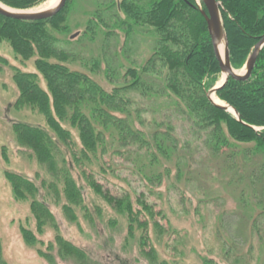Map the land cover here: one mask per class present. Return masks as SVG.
<instances>
[{"label":"rangeland","instance_id":"rangeland-1","mask_svg":"<svg viewBox=\"0 0 264 264\" xmlns=\"http://www.w3.org/2000/svg\"><path fill=\"white\" fill-rule=\"evenodd\" d=\"M93 9L92 0H70L67 31L61 33L49 25L47 29L55 37L69 40L67 47L81 53L84 61L66 63L71 70L84 72L110 91L130 80L124 75L128 67L138 68L150 57L153 34L140 29L126 41L124 34L114 29L105 40L104 50L101 36L91 42L82 34ZM93 57L98 63L94 70L90 64ZM36 58L35 54L22 61L6 41H0V247L7 264H264V175L252 185L244 178L238 182L226 168L225 158L210 152L204 143L205 133L192 122L179 100L163 90L159 79L155 92L128 93L133 111L130 119L149 139L156 131H168L174 148L167 155L162 157L155 151L154 163L142 162L126 148H119L114 133L103 129L104 142L89 154L90 161L79 157L75 161L72 152L79 156L81 145L75 130L64 123L73 144L68 149L59 143L60 172L54 176L38 162L31 149L17 142L13 129L15 123H26L53 135L36 110L16 106L19 91L13 68L35 73L37 83L46 90L34 66ZM236 70L241 73L244 67ZM220 77L221 73L214 85ZM228 139L239 152L234 160L239 174L243 176L263 163L262 154H251L252 160L247 154L245 161L240 156L242 150H252L254 142ZM64 169L81 189L82 203L73 206L75 219L62 208L66 203L62 193ZM84 171L111 194L128 196L138 219L147 224L144 246L140 244L143 231L135 225L129 234L126 215L115 211L89 187ZM7 172L26 177L38 187L35 199L44 202L54 218L44 222L41 232L30 211V199L14 196ZM22 227L34 234V244L23 239Z\"/></svg>","mask_w":264,"mask_h":264},{"label":"trees","instance_id":"trees-1","mask_svg":"<svg viewBox=\"0 0 264 264\" xmlns=\"http://www.w3.org/2000/svg\"><path fill=\"white\" fill-rule=\"evenodd\" d=\"M0 1L16 9H28L46 0ZM92 1L94 9L82 33L88 41L94 42L96 36H101L104 42L102 49L105 50V40L114 34V29L121 31L126 41L140 29L145 30L153 34L150 57L138 68L128 67L124 75L130 76V80H124L107 91L84 72L67 66L68 62L84 61L81 53L67 47L69 40L59 39L47 29L49 25L58 32L67 31L65 20L70 0L58 13L46 19L19 20L0 14V41H6L22 61L36 54L34 66L46 85L45 90L37 83L35 73L13 68V79L19 91L16 106L36 110L53 134L38 126L15 123L13 129L17 142L31 149L36 160L46 165L54 176L60 172L57 166V156L60 157L62 152L59 143L68 149L73 144L70 130L63 126L64 123L75 130L81 145L79 156L72 152L75 161L77 157L90 161L89 154H94L104 142V129L114 133L119 148H126L140 161L152 164L157 160L156 152L163 157L174 148V138L168 131H156L149 139L144 132L135 129L130 119L133 111L128 93L139 91L145 95L155 92L154 88L158 85L155 81L159 79L163 90H168L179 100L192 122L205 133L204 143L210 152L225 158L226 168L237 176L238 182L244 178L252 185L256 178L263 176L264 158L257 168L246 171L243 176L238 173L234 160L236 152L237 155L239 152L233 148L228 137L235 143L254 142L252 150H242L240 156L244 161L248 160L247 154L249 160H252L251 154H262L264 157V45L246 80L228 77L225 85L215 93L237 111V120L231 113L212 104L205 94L214 86L220 68L205 19L199 11V7L204 9L203 4L200 6L196 0ZM216 1L219 3L230 64L234 69H240L254 44L264 34V0ZM90 64L93 70L98 66L94 57ZM110 77L107 75V78ZM224 148L228 150L224 151ZM62 161L65 164L64 159ZM62 171V193L66 200L62 208L65 214L75 219L73 206L82 203L81 189L67 170ZM6 176L16 198L30 199V211L36 220L37 231L41 232L44 222L54 218L48 206L35 199L38 187L19 174L7 172ZM84 176L96 194L115 211L126 215L129 234L133 233L135 225L143 231L140 244L144 246L147 224L138 219V211H133L128 196L113 195L103 189L92 175H86L84 171ZM155 176L159 180V175ZM50 187L53 185L50 184ZM55 194L57 196V191ZM144 208L149 209V206L144 204ZM21 234L26 242L35 243L36 238L31 231L22 227ZM58 241H61L60 238ZM72 250L83 256L77 249ZM0 264H7L2 258L1 247Z\"/></svg>","mask_w":264,"mask_h":264},{"label":"water","instance_id":"water-1","mask_svg":"<svg viewBox=\"0 0 264 264\" xmlns=\"http://www.w3.org/2000/svg\"><path fill=\"white\" fill-rule=\"evenodd\" d=\"M66 1L67 0H58L53 7L45 8V9H37V10H32V8L16 9L0 3L5 7L3 8L0 6V14L8 18L19 19V20L46 19L58 13L60 9L63 8ZM201 1L204 5V9L199 7V11L205 19L206 27L213 47V51L219 64L220 73L225 74L223 81L219 84L214 85L212 88L208 89L205 92V94L212 104L231 113L237 120H239V115L232 106L227 104L228 107H231L233 112L230 111L226 105H221L214 102L211 99L210 95L212 93L215 94L219 88L223 87L228 77H232L237 80H246L250 76L253 66L255 64L256 57L260 49L264 45V34L254 44L252 51L248 55L245 64L243 66L244 70L241 73H238L237 70H235L230 64L228 45L226 41L225 32L223 29V22L219 10V3L216 0H201ZM222 37H224L225 44H224L223 55L221 56L218 50V43L220 42Z\"/></svg>","mask_w":264,"mask_h":264},{"label":"bare ground","instance_id":"bare-ground-1","mask_svg":"<svg viewBox=\"0 0 264 264\" xmlns=\"http://www.w3.org/2000/svg\"><path fill=\"white\" fill-rule=\"evenodd\" d=\"M58 0H47L44 4H42L41 6H38V7H35V8H32V10H37V9H45V8H50V7H53L56 3H57ZM1 7L5 8L3 5L0 4ZM224 44H225V40H224V37L221 38L220 42L218 43V50H219V53L221 54V56L223 55V50H224ZM225 77V74H221V77L219 78L217 84L221 83L223 81ZM211 99L218 103V104H221V105H226L228 107V105L220 100L216 94H211L210 95ZM230 111H232L231 107H228ZM233 112V111H232Z\"/></svg>","mask_w":264,"mask_h":264}]
</instances>
